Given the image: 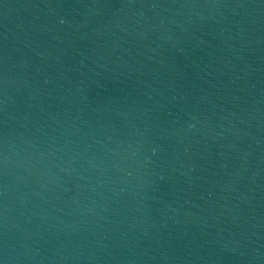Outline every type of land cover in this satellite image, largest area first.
<instances>
[{
	"label": "water",
	"instance_id": "1",
	"mask_svg": "<svg viewBox=\"0 0 264 264\" xmlns=\"http://www.w3.org/2000/svg\"><path fill=\"white\" fill-rule=\"evenodd\" d=\"M84 0H0V264H100Z\"/></svg>",
	"mask_w": 264,
	"mask_h": 264
}]
</instances>
